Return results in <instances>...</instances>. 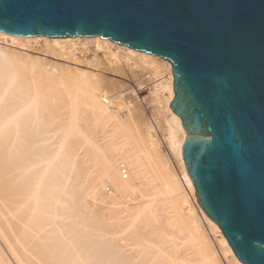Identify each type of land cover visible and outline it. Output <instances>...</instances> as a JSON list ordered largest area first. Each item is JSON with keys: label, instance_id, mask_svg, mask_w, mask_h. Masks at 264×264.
Listing matches in <instances>:
<instances>
[{"label": "bare ground", "instance_id": "6f19581e", "mask_svg": "<svg viewBox=\"0 0 264 264\" xmlns=\"http://www.w3.org/2000/svg\"><path fill=\"white\" fill-rule=\"evenodd\" d=\"M40 39L48 42L54 58L67 62H73L82 40L0 33V41H10L11 46L24 47ZM85 39L94 40L98 51L104 45L113 46L98 37ZM3 46L0 264H224L180 179L159 157L152 158L151 128L130 117L117 118L102 81L92 74L99 69L120 70L119 64L93 54L88 60L92 72L88 69L82 76L65 68L58 72L56 65L45 78L49 72ZM116 46L126 50L135 68L157 75L168 67L167 140L180 160L183 183L195 197L203 221L220 234L223 253L231 256L227 263L242 264L219 227L199 207L185 170L181 154L185 132L170 110L171 65L162 61L160 68L154 64L158 57ZM86 52L80 50L78 57L85 59ZM35 68L42 70L44 78L36 76Z\"/></svg>", "mask_w": 264, "mask_h": 264}, {"label": "water", "instance_id": "95a60500", "mask_svg": "<svg viewBox=\"0 0 264 264\" xmlns=\"http://www.w3.org/2000/svg\"><path fill=\"white\" fill-rule=\"evenodd\" d=\"M0 33L169 63L197 203L240 263L264 264V0H0Z\"/></svg>", "mask_w": 264, "mask_h": 264}, {"label": "rangeland", "instance_id": "374dc122", "mask_svg": "<svg viewBox=\"0 0 264 264\" xmlns=\"http://www.w3.org/2000/svg\"><path fill=\"white\" fill-rule=\"evenodd\" d=\"M94 41V40H92ZM91 40H87L85 38H82L78 43L79 45L76 46L75 50L76 52L80 50H86L85 54V59H81L79 56V53H76L77 55L74 56L73 62H67L65 58L62 59H57L56 57L54 58V54H52L48 42L44 40H31L29 43H25L24 47H20L17 45H13L10 41H0V47L3 46L2 48L5 51H9V53L15 54L14 56H19L18 58H21L28 61L29 63L34 64V66L39 67L38 69H42L43 71H47L49 73H42V70H35L37 73L36 76L39 78L44 77L47 78L48 75L51 73L53 67L58 68V72H61L60 70L62 68H65L66 70L71 72L72 74H79V76L84 75L89 72H92V70L89 69V64L88 60H90L93 54L107 56L105 58H108L107 60L113 61L120 66L119 69H99L97 71H93L92 74L100 78L102 81V86H103V92L105 96L108 98V100L112 101V106H113V111L116 114L117 118L121 120H125L127 118H131L134 121H137L136 123L139 125H148L151 133V141L154 146V150L151 151L152 158H157L159 157L162 163L165 164L166 168L168 171H171L172 174L177 179H180V184L182 187V190L184 191V194L187 195L188 201L191 204L197 217L200 218L206 233L209 235L208 238L211 242L213 243L212 246L213 248L217 251L219 254L221 260H224V264H228L227 260L230 259L231 256H229L226 253H223L224 249L220 245V240L221 236L219 233H216L210 229V227L203 221L201 218V214L198 211V208L195 203V197L190 193L186 185L183 183L184 180H182V167L180 160L177 156L176 150L172 148L169 145V142L167 140V127L165 124V120L169 119L171 117L170 112L165 109V102L169 99V91H168V82L170 81V71L168 70V67L163 66V60L157 59L155 60L154 64L156 66L164 67L163 70L162 68L159 70L160 73L157 75L152 74L150 71L135 68V65L133 64L132 61L129 60V57L127 56L126 50L117 47L115 44L112 45H104L100 51L97 49V46L95 45L96 43H93ZM3 42V43H2ZM5 42V43H4ZM11 44V45H10ZM106 47V48H105ZM83 48V49H82ZM8 49V50H7ZM75 49V48H74ZM104 49V50H103ZM13 51V52H12ZM51 51V52H50ZM115 51V53H114ZM66 52H68L66 50ZM118 53V54H117ZM18 54V55H17ZM114 57L112 58V56ZM118 56V57H117ZM28 57V58H27ZM77 57L79 59H77ZM26 58V59H25ZM36 58V59H35ZM71 58V59H72ZM35 59V60H34ZM85 61L82 64H79L77 60ZM87 59V60H86ZM39 60V62H38ZM32 61V62H30ZM56 63H55V62ZM36 64H35V63ZM51 62V63H50ZM54 65H53V63ZM58 62V63H57ZM78 62V64H76ZM39 63V64H38ZM50 63V64H49ZM41 64V65H40ZM52 64V65H51ZM66 64H68L66 66ZM50 65V66H48ZM59 65V66H58ZM62 65V66H60ZM70 65V69L68 66ZM72 66V67H71ZM50 69V71L48 70ZM47 69V70H46ZM71 69H75L74 71ZM90 71H89V70ZM41 71V74L40 72ZM89 71V72H88ZM39 72V73H38ZM83 74H81V73ZM39 74V75H38ZM70 74V73H69ZM42 75V76H41ZM47 75V76H45ZM43 77V78H44ZM162 87V88H159ZM114 104V105H113ZM139 122V123H138ZM177 136H180V133L177 134ZM184 187V188H183ZM206 224V225H205ZM223 256H221V255ZM226 254V255H224ZM223 258V259H222ZM227 259V260H225Z\"/></svg>", "mask_w": 264, "mask_h": 264}]
</instances>
